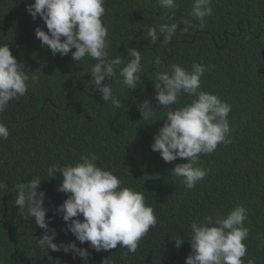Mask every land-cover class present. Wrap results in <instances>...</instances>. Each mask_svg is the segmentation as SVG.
Instances as JSON below:
<instances>
[{
    "label": "trees",
    "instance_id": "16d2710c",
    "mask_svg": "<svg viewBox=\"0 0 264 264\" xmlns=\"http://www.w3.org/2000/svg\"><path fill=\"white\" fill-rule=\"evenodd\" d=\"M176 2L177 9L169 10L157 0H105L102 21L108 28L110 57H122L127 64L132 59L127 49L135 47L142 51L144 67L135 89L120 82L123 65L112 80L105 78L103 83L111 84L121 102L115 108L101 99L92 81L91 66L97 61L86 56L75 62L71 53L53 55L35 36L36 27L47 28L42 18L33 19L27 12L25 0H0V45L9 44L29 76L26 95L0 113V123L10 131L7 139H0V181L7 184L4 193L0 190V264H185L192 251L191 223L207 215L226 216L237 205L246 208L244 227L249 229L242 260L264 264V0H212L213 14L203 28L190 14L193 0ZM173 11L175 19L191 26L181 24L167 45L163 36L155 43L145 38L149 27ZM157 56L160 66L152 64ZM174 63L189 71L193 63L208 66L200 90L216 94L232 108V142L200 154L199 166L209 171L192 189L171 172L186 158L166 163L151 149L168 111L155 99L156 72L170 71ZM194 98L183 94L171 108ZM144 100L154 106L152 119L141 118L137 106ZM82 155L95 156L97 166L112 171L123 181L121 187L142 192L154 209L157 225L139 241L135 253L119 244L99 252L88 242L80 244L55 214L70 194L57 190L62 174L49 178L47 169L74 165ZM37 177L49 208V228L57 233L54 242L75 241L89 252L86 260L37 246L44 229L27 216V209L14 204L16 185ZM175 239H184L179 248Z\"/></svg>",
    "mask_w": 264,
    "mask_h": 264
},
{
    "label": "clouds",
    "instance_id": "9594fccd",
    "mask_svg": "<svg viewBox=\"0 0 264 264\" xmlns=\"http://www.w3.org/2000/svg\"><path fill=\"white\" fill-rule=\"evenodd\" d=\"M150 3L151 0H148ZM27 12L36 19H43L47 31L36 27L35 36L42 46L48 47L53 55L61 56L71 53L75 62L86 56L97 61L91 66V74L101 99L111 101L115 108L121 106L114 95L111 84L103 83L105 78L112 80L117 76L119 67L120 82L127 89L137 88L140 74L144 72L141 63L142 51L135 47L128 48L132 59L125 64L122 57L111 58L108 52V28L102 21L105 15V0H34L27 4ZM161 8L176 10V0H157ZM191 16L203 28L206 18L213 14L212 0H193ZM181 24L190 25L187 20L175 19V13L167 16L162 23L152 25L145 38L155 43L160 36L167 45L176 35ZM73 49H75L73 51ZM155 66L161 65L159 56L152 60ZM208 66L193 63L189 71L179 63L171 65L170 71H157L155 76V99L161 108H167L166 119L154 135L152 151L159 152L166 163L177 158H186V163L176 164L171 172L182 178L187 189H192L197 182L208 175V169L199 166L200 154L214 152L221 143H231L228 115L231 105L221 100L216 94L200 90L201 78ZM35 81L36 77L33 76ZM29 76L24 65L12 55L9 44L0 45V113L6 111L13 99L25 96L28 91ZM183 94L195 97L191 103L172 109L178 104ZM138 109L141 118L152 119L156 113L150 100H144ZM9 128L0 123V139H7ZM95 156H81L74 165L61 166L52 164L48 167V177L62 174V183L57 190L70 194L62 204L55 208V214L66 223L65 231H70L80 244L88 242L95 251H108L124 247L135 253L139 241L145 237L150 228L157 225V216L150 205H146L142 192L133 188L121 187L123 181L97 166ZM39 177L27 183L16 185L17 195L14 204L27 216L35 219L36 225L44 229L37 241L41 249L63 251L73 256L86 258L89 252L78 247L75 241L56 243L57 233L49 228L51 217L44 206L45 192L38 191L41 184ZM7 184L0 181L3 193ZM83 216V220L79 217ZM247 211L243 205H237L226 216L207 215L202 222L191 223V254L185 264H244L247 246L244 241L249 229L244 227ZM184 239H175L179 248ZM248 264H254L252 260Z\"/></svg>",
    "mask_w": 264,
    "mask_h": 264
}]
</instances>
